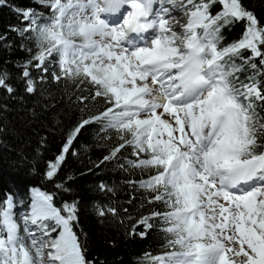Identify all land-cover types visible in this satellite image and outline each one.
Here are the masks:
<instances>
[{
    "label": "snow or ice",
    "instance_id": "snow-or-ice-1",
    "mask_svg": "<svg viewBox=\"0 0 264 264\" xmlns=\"http://www.w3.org/2000/svg\"><path fill=\"white\" fill-rule=\"evenodd\" d=\"M216 4L221 10L213 14ZM173 13L187 17L182 32ZM19 14L17 31L36 48L21 72L23 91L36 92L30 68L42 83L52 66L54 83L93 86V96L77 97L81 104L102 97L109 105L68 131L45 179L70 191L71 177L55 180L67 155L77 154L82 129H115L122 143L101 163L131 147L135 159L119 167L155 169L138 183L162 208L132 228L135 235L143 226L141 237L153 227L166 234L168 251L147 256L151 264H264V123L257 110L264 108V25L242 0H40V8ZM240 22L241 38L219 47L222 29ZM247 68L253 71L241 80ZM18 91L0 74V93ZM99 189L111 191L103 181ZM107 213L117 210H97ZM77 219L75 201L57 207L53 194L32 189L25 207L7 194L0 199V264H96L74 232Z\"/></svg>",
    "mask_w": 264,
    "mask_h": 264
},
{
    "label": "trees",
    "instance_id": "trees-1",
    "mask_svg": "<svg viewBox=\"0 0 264 264\" xmlns=\"http://www.w3.org/2000/svg\"><path fill=\"white\" fill-rule=\"evenodd\" d=\"M242 4L253 12L260 25H264V0H242ZM37 8H40V0L0 2V74L7 73L9 82L19 90L11 98L0 93V126L4 129L0 133V199L12 193L23 199L26 207L29 190L40 189L54 195L57 207L65 201H75L78 219L74 222V232L87 249L89 259H94L96 264H151L147 256L168 251L163 247L167 241L166 234L153 227L141 237L140 233L145 232V228H137L135 235H132V228L140 218L162 208L157 203L148 202L153 193L140 189L138 183L155 174V169L119 167L118 163L135 159L131 147L122 149L118 160L101 163L114 147L122 143L117 130H103L98 124L82 129L73 145L77 154L67 155L55 180L60 183L65 181V177H71L70 182H66L70 191L58 190L52 181L45 179L47 163L54 161L60 153L68 131L82 118L97 115L109 105L102 97L81 104L77 97L93 96V86L85 83L77 87L69 80L54 83L50 76L54 70L52 66L49 67L48 78L42 83L39 70L30 68L36 81V92L28 95L23 91L21 72L36 48L34 40L22 38L17 31L23 27L19 13ZM220 10L219 4L212 8L213 14ZM244 27L240 22L223 28L219 47L239 40ZM242 55L250 54L245 51ZM233 59L235 63L242 64L239 58ZM255 62L260 68L259 60ZM252 71L247 68L240 73V79L244 80ZM257 110L264 123V108L258 107ZM260 143L264 144V139ZM141 158H147L146 154ZM102 181L111 191L99 189ZM100 207H104L106 212L108 208H115L117 214L107 213L101 217L97 214ZM152 223L155 225L157 221ZM57 234L58 231L52 235L55 237Z\"/></svg>",
    "mask_w": 264,
    "mask_h": 264
},
{
    "label": "rangeland",
    "instance_id": "rangeland-1",
    "mask_svg": "<svg viewBox=\"0 0 264 264\" xmlns=\"http://www.w3.org/2000/svg\"><path fill=\"white\" fill-rule=\"evenodd\" d=\"M154 9H155V6H154ZM124 11H127V9H123L122 12L119 14V18H122V15H123V12ZM174 15H177L178 19L180 20V23L179 24H175V30L179 33V32H182L183 29L181 27L182 24H185L186 21H187V17H185L183 15V13H173ZM108 19V18H107ZM113 22H119V19L118 17H113L111 19V21H109V23H113ZM32 190V189H31ZM31 190H29L28 192V197H27V202H26V207H27V204L30 203V196H31ZM59 231V230H57Z\"/></svg>",
    "mask_w": 264,
    "mask_h": 264
},
{
    "label": "bare ground",
    "instance_id": "bare-ground-1",
    "mask_svg": "<svg viewBox=\"0 0 264 264\" xmlns=\"http://www.w3.org/2000/svg\"><path fill=\"white\" fill-rule=\"evenodd\" d=\"M125 9H126V8H125ZM112 18H113V17H109L108 20L111 21ZM131 38L134 39V40H137V39H138V38L135 37V36H133V37H131ZM30 197H31V196H30Z\"/></svg>",
    "mask_w": 264,
    "mask_h": 264
}]
</instances>
